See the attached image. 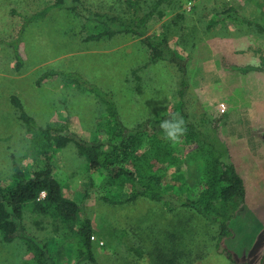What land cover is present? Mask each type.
Listing matches in <instances>:
<instances>
[{
	"label": "rangeland",
	"instance_id": "obj_1",
	"mask_svg": "<svg viewBox=\"0 0 264 264\" xmlns=\"http://www.w3.org/2000/svg\"><path fill=\"white\" fill-rule=\"evenodd\" d=\"M141 1L146 8L155 2ZM52 2L0 0V182L5 184L12 181L13 160L28 172L46 163L40 149L44 137L21 123L12 95L41 127L67 125L86 140L114 129L92 92L61 75L42 78L44 72H78L111 92L127 127L181 106L177 65L168 58L151 61L140 38L119 34L87 41L90 25L67 8H51L22 28L23 16ZM80 2L93 11L125 13L122 0ZM148 33L166 38L167 53L187 71L186 110L197 122L206 114L232 151L228 159L234 158L246 197L229 222L231 235L217 247L218 224L192 209L170 212L144 197L123 204L102 201L103 175L93 174L68 143L49 154L50 165L62 195L80 204L76 221L69 227L27 203L26 234L45 244L47 258L25 238L6 243L0 234V264H264V0H167L150 18ZM245 112L256 117L248 119ZM174 144L180 155H190L163 173L160 183L189 191L199 182L193 144L184 135ZM84 218L93 229L91 258L78 233ZM132 244L141 247L142 256L129 249Z\"/></svg>",
	"mask_w": 264,
	"mask_h": 264
},
{
	"label": "trees",
	"instance_id": "obj_2",
	"mask_svg": "<svg viewBox=\"0 0 264 264\" xmlns=\"http://www.w3.org/2000/svg\"><path fill=\"white\" fill-rule=\"evenodd\" d=\"M165 1L167 0H155L150 8H146L141 0H122L125 13L120 15L90 10L80 0H53L51 4L31 15L23 16L22 28L42 18L51 8H67L75 15L84 18L90 25L84 37L87 41L112 38L119 34L140 38L151 55V61L168 58L177 65L181 106L179 110H171L158 118H145L136 125L127 127L120 119L111 92L88 83L78 72L55 70L44 72L42 78L50 74L64 76L68 83L84 87L97 97L114 129L109 136L86 140L67 125L39 126L25 111L20 99L12 95L10 100L18 110L21 123L30 129H38L44 137L40 149L44 151L46 163L42 168L28 172L13 160L11 183L0 182V234L4 242L10 243L16 238H25L44 259L47 258L45 244L26 234L23 210L27 203H31L35 211L48 213L68 224L69 227L76 221L80 204L62 195L58 181L52 176L50 165L49 154L65 147L68 143L74 144L93 174L103 175L99 185L102 201L123 204L144 197L158 202L170 212L179 208L192 209L218 224L217 247L223 237L231 235L229 222L245 202L244 181L228 159V148L208 116L202 115L197 122L186 110L183 99L189 84L188 74L177 56L171 53L170 57L167 53L166 38L148 33L150 18L155 14L158 6ZM14 49L16 60L20 63L17 46H14ZM231 67L236 66L231 65ZM171 114H179L184 118L187 131L183 135L193 144L191 156L196 162L194 169L199 182L189 187V191L186 190L188 186L174 189L160 183L163 173L167 174L169 168L178 165L182 158L190 155L188 152L180 155L177 145L165 138L163 129L159 126L160 121ZM115 193L122 195V198L115 199ZM92 231L89 218H84L78 233L82 239V247L89 258L92 255L90 240ZM129 249L135 255L142 256L140 246L132 244ZM222 253L231 260L227 249L223 248Z\"/></svg>",
	"mask_w": 264,
	"mask_h": 264
},
{
	"label": "clouds",
	"instance_id": "obj_3",
	"mask_svg": "<svg viewBox=\"0 0 264 264\" xmlns=\"http://www.w3.org/2000/svg\"><path fill=\"white\" fill-rule=\"evenodd\" d=\"M159 126L163 129L165 138L173 143L179 141L187 131L184 118L179 114H171L168 118L161 120Z\"/></svg>",
	"mask_w": 264,
	"mask_h": 264
},
{
	"label": "crops",
	"instance_id": "obj_4",
	"mask_svg": "<svg viewBox=\"0 0 264 264\" xmlns=\"http://www.w3.org/2000/svg\"><path fill=\"white\" fill-rule=\"evenodd\" d=\"M244 115H245L248 119H251V117H253V118L256 117L254 114L246 113V112H245ZM244 115H243V116H244ZM253 118H252V120H251L252 123H253ZM226 146H227V145H226ZM234 147H235V146H234ZM227 148H228V152H229V147L227 146ZM233 149H234V148H232V150H233ZM230 152H232V151H230ZM230 152H229V154H230ZM232 162H233V164H234V158L232 159ZM234 165H235V164H234ZM235 167H236V166H235Z\"/></svg>",
	"mask_w": 264,
	"mask_h": 264
},
{
	"label": "water",
	"instance_id": "obj_5",
	"mask_svg": "<svg viewBox=\"0 0 264 264\" xmlns=\"http://www.w3.org/2000/svg\"><path fill=\"white\" fill-rule=\"evenodd\" d=\"M263 261H264V257H263ZM263 263V262H262Z\"/></svg>",
	"mask_w": 264,
	"mask_h": 264
}]
</instances>
